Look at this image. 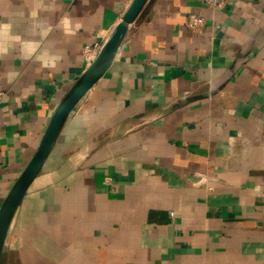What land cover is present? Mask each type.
<instances>
[{"label":"crops","instance_id":"obj_1","mask_svg":"<svg viewBox=\"0 0 264 264\" xmlns=\"http://www.w3.org/2000/svg\"><path fill=\"white\" fill-rule=\"evenodd\" d=\"M132 1L0 0L21 37L0 56V204L84 46ZM26 42L55 59H25ZM2 264H264V0H147L26 192Z\"/></svg>","mask_w":264,"mask_h":264},{"label":"water","instance_id":"obj_2","mask_svg":"<svg viewBox=\"0 0 264 264\" xmlns=\"http://www.w3.org/2000/svg\"><path fill=\"white\" fill-rule=\"evenodd\" d=\"M147 0H133L121 20L102 44L95 60L73 82L55 108L38 147L9 187L0 204V264L7 236L24 196L41 172L64 123L88 90L105 74L115 59L129 26L137 19Z\"/></svg>","mask_w":264,"mask_h":264},{"label":"clouds","instance_id":"obj_3","mask_svg":"<svg viewBox=\"0 0 264 264\" xmlns=\"http://www.w3.org/2000/svg\"><path fill=\"white\" fill-rule=\"evenodd\" d=\"M38 15V8H34L31 12V16L35 18ZM61 25L64 26L65 30L68 31L71 26V19L69 17H62L60 21ZM49 30L42 32L43 36H47ZM71 34V33H69ZM21 37L13 33V25L10 22H0V56L7 54L9 49L20 42ZM25 59H30L35 56L37 61L43 62L45 66L53 61L55 58L50 55L46 50L37 55L40 49V44L36 42H26L23 45ZM14 77V74H9V81Z\"/></svg>","mask_w":264,"mask_h":264},{"label":"built area","instance_id":"obj_4","mask_svg":"<svg viewBox=\"0 0 264 264\" xmlns=\"http://www.w3.org/2000/svg\"><path fill=\"white\" fill-rule=\"evenodd\" d=\"M201 2L212 10L222 9L226 6L228 0H201ZM205 23V17L197 12H192L188 15L186 26L195 32H200ZM101 46L97 43L86 44L83 48L84 59L89 66L96 58Z\"/></svg>","mask_w":264,"mask_h":264}]
</instances>
